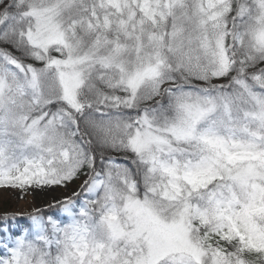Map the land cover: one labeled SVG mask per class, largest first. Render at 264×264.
<instances>
[{
  "label": "snow or ice",
  "instance_id": "1",
  "mask_svg": "<svg viewBox=\"0 0 264 264\" xmlns=\"http://www.w3.org/2000/svg\"><path fill=\"white\" fill-rule=\"evenodd\" d=\"M0 188V264H264V0H0Z\"/></svg>",
  "mask_w": 264,
  "mask_h": 264
},
{
  "label": "rangeland",
  "instance_id": "2",
  "mask_svg": "<svg viewBox=\"0 0 264 264\" xmlns=\"http://www.w3.org/2000/svg\"><path fill=\"white\" fill-rule=\"evenodd\" d=\"M72 188L67 192L60 188L35 189L21 192L17 189L0 188V217L5 214L9 217L8 225L13 232H19L30 223L28 213L40 209L47 215L60 216L58 209H49L48 205L62 200L70 195Z\"/></svg>",
  "mask_w": 264,
  "mask_h": 264
}]
</instances>
